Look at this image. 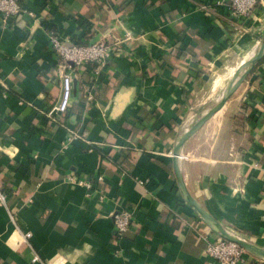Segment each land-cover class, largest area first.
Here are the masks:
<instances>
[{"label":"crops","instance_id":"crops-1","mask_svg":"<svg viewBox=\"0 0 264 264\" xmlns=\"http://www.w3.org/2000/svg\"><path fill=\"white\" fill-rule=\"evenodd\" d=\"M18 1L24 13L0 16V264H217L204 250L218 236L182 198L172 150L256 52L264 0L241 22L229 0ZM48 31L117 46L96 78L73 81L66 127L42 113L61 92ZM177 164L200 206L264 249V57ZM69 177L94 187L87 195ZM122 209L132 222L119 238ZM245 264L264 260L246 253Z\"/></svg>","mask_w":264,"mask_h":264},{"label":"built area","instance_id":"built-area-1","mask_svg":"<svg viewBox=\"0 0 264 264\" xmlns=\"http://www.w3.org/2000/svg\"><path fill=\"white\" fill-rule=\"evenodd\" d=\"M260 0H229V8L231 15L235 20L245 21L250 18ZM205 9L204 5L200 6ZM24 13L18 0H0V16L2 20L17 18ZM31 16V14L29 13ZM50 47L55 57V68L61 85V92L58 101L48 111L42 113L46 115L51 121L59 123L66 127L59 116L65 114L73 100V81L79 80L80 75L85 72H90L93 78H96L105 67L111 57L115 54L114 49L116 44L106 43L103 40H98L93 43H77L67 42L59 37H56L52 31H48ZM128 39V36L125 37ZM91 85L84 83L83 92L84 97L88 101L92 100V93L89 88ZM0 93L2 97H7L8 88L6 83L0 77ZM79 140L90 147L93 143L87 140L84 133L68 129V141ZM70 182L77 186L84 187L87 190V195L93 189L92 181L68 178ZM98 181L101 177L97 178ZM142 183L141 181H138ZM6 196L0 191V204L4 205ZM132 222V214L128 209L118 210L112 215V224L116 237L121 238L129 229ZM30 233L23 234V240L26 242L30 238ZM206 247L204 253L207 257L215 260L217 264H245L246 251L233 242H229L220 238L214 240L205 239ZM33 261H38V257H34ZM61 261L55 264H60ZM48 264V263H47Z\"/></svg>","mask_w":264,"mask_h":264},{"label":"water","instance_id":"water-1","mask_svg":"<svg viewBox=\"0 0 264 264\" xmlns=\"http://www.w3.org/2000/svg\"><path fill=\"white\" fill-rule=\"evenodd\" d=\"M264 57V37L259 43L256 52L245 62L234 74L233 78L222 92L220 98L213 103L209 109L197 119L176 141L172 150L173 170L176 179L178 190L184 201L193 208V210L201 217V219L210 227V229L218 236V238L233 242L244 249L247 253L254 257L264 260V249L261 247L239 237L233 232L223 227L217 220H215L199 203L190 195L180 174L177 159L180 155V150L185 142L196 133L206 121H208L215 113H217L226 103V101L233 95L241 83L245 80L247 75L252 71L254 66Z\"/></svg>","mask_w":264,"mask_h":264},{"label":"bare ground","instance_id":"bare-ground-1","mask_svg":"<svg viewBox=\"0 0 264 264\" xmlns=\"http://www.w3.org/2000/svg\"><path fill=\"white\" fill-rule=\"evenodd\" d=\"M237 64V63H236ZM243 64V63H242ZM235 69V68H234ZM237 70V69H236ZM224 72V71H223ZM236 72V71H235ZM225 73V72H224ZM234 74V73H233ZM229 75H230V73H229ZM231 76H232V74H231ZM228 77V76H227ZM225 81H226V79H225ZM224 82V81H223ZM220 83V82H219Z\"/></svg>","mask_w":264,"mask_h":264}]
</instances>
